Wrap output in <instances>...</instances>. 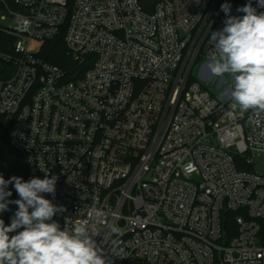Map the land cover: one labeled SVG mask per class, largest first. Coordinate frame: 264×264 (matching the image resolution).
<instances>
[{
    "label": "built area",
    "instance_id": "1",
    "mask_svg": "<svg viewBox=\"0 0 264 264\" xmlns=\"http://www.w3.org/2000/svg\"><path fill=\"white\" fill-rule=\"evenodd\" d=\"M229 1L0 0L11 144L29 180L58 177L53 219L86 220L108 264H264V113L201 80L228 81L207 64ZM63 31L71 71L38 55Z\"/></svg>",
    "mask_w": 264,
    "mask_h": 264
},
{
    "label": "clouds",
    "instance_id": "2",
    "mask_svg": "<svg viewBox=\"0 0 264 264\" xmlns=\"http://www.w3.org/2000/svg\"><path fill=\"white\" fill-rule=\"evenodd\" d=\"M257 5L264 8V0H257ZM231 7L221 4L226 19L222 29L210 33L213 51L207 66L214 77H232L233 108L264 113V12L249 2L237 8L243 16H232ZM57 180L47 173L28 181L0 174V213L9 211L10 204L17 206L10 224L0 219V264H108L86 220L62 229L53 219L63 207L45 194L55 195ZM9 185L19 199H8ZM111 231L121 234L115 226Z\"/></svg>",
    "mask_w": 264,
    "mask_h": 264
},
{
    "label": "trees",
    "instance_id": "3",
    "mask_svg": "<svg viewBox=\"0 0 264 264\" xmlns=\"http://www.w3.org/2000/svg\"><path fill=\"white\" fill-rule=\"evenodd\" d=\"M145 10L152 11L156 0H141ZM251 2L253 7L257 8L258 12H263L256 3L251 0H230L229 4L243 7L247 3ZM5 35L0 33V48L5 49ZM38 55L43 59L62 66L68 71H71L75 67V62L72 57L68 54L66 44L64 42V31L53 39L45 40L42 44V48ZM86 68V67H85ZM194 76L191 75L189 81H192ZM10 129L11 124L8 118L0 113V174L5 179H9L12 176L22 177L24 181L29 180V170L24 153L16 149L10 141ZM8 190L12 192V196L8 199L15 200L19 199L13 185H9ZM9 211L0 213V219L5 221V224H10L11 217L17 210L15 204L9 205ZM229 224V223H228ZM229 226V225H228ZM14 234V233H13ZM12 235V234H10ZM258 238L261 244L264 245V220L261 221V229L258 234Z\"/></svg>",
    "mask_w": 264,
    "mask_h": 264
},
{
    "label": "rangeland",
    "instance_id": "4",
    "mask_svg": "<svg viewBox=\"0 0 264 264\" xmlns=\"http://www.w3.org/2000/svg\"><path fill=\"white\" fill-rule=\"evenodd\" d=\"M202 62L203 61H197L194 64V66L192 68V71H191L192 75L194 77L199 78V79H201L200 76H199V68H200V65L202 64ZM226 77L228 78V81L226 83H224L221 88L217 87V85L215 83H213V81H206V80H203V79H201V80L214 94H219L224 89V87L227 84L232 82V77L231 76H227L226 75ZM216 78H218V77H216ZM234 103H235V101H234ZM236 109L237 110H241V108L238 105L236 106ZM256 162H257V165L260 168V170H264V157H261L260 159H257Z\"/></svg>",
    "mask_w": 264,
    "mask_h": 264
}]
</instances>
